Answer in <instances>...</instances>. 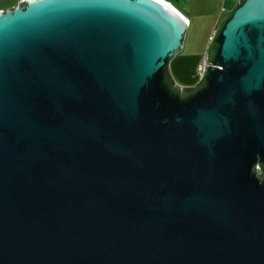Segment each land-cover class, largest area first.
Returning a JSON list of instances; mask_svg holds the SVG:
<instances>
[{"label": "water", "instance_id": "1", "mask_svg": "<svg viewBox=\"0 0 264 264\" xmlns=\"http://www.w3.org/2000/svg\"><path fill=\"white\" fill-rule=\"evenodd\" d=\"M167 0L0 8V264H264V0L195 83Z\"/></svg>", "mask_w": 264, "mask_h": 264}, {"label": "crops", "instance_id": "2", "mask_svg": "<svg viewBox=\"0 0 264 264\" xmlns=\"http://www.w3.org/2000/svg\"><path fill=\"white\" fill-rule=\"evenodd\" d=\"M14 1H16V0H14ZM14 1H11V2L5 4L4 6H0V8L5 7V6H9ZM167 1H170L174 6H176V4L172 0H167ZM183 1H185V2H182L180 7L178 5H177L178 7L177 6L176 7L186 16L187 24L190 21L194 22L195 24L196 23L206 24V23H209L210 21L215 22L223 14L220 17V19L218 20L216 26L214 28L210 29V31L207 33V34H209L211 31L215 30V28L218 26V23L224 17V15L226 14V11L231 8V6L235 0H183ZM219 9H221V10L226 9V10L224 11V13H222L219 16L218 14H220V12H221V11H219ZM185 10H187L188 12L185 13L184 12ZM206 42H208V38H207ZM203 50H204V47H200L197 52H191L190 54L175 55L176 60L173 61L171 66L173 69H176L175 70L176 75L173 74V76H175V80L177 82L181 83L180 81L182 79V77H180V75H179L180 74L179 71L185 69V71H183V74L187 75L189 70L187 71L186 67L189 64H194V61H196V59L198 58V55H200ZM187 61H188V63H187ZM184 66H185V68H184ZM197 79L192 83H182V84L190 85V84L195 83L197 81Z\"/></svg>", "mask_w": 264, "mask_h": 264}, {"label": "rangeland", "instance_id": "3", "mask_svg": "<svg viewBox=\"0 0 264 264\" xmlns=\"http://www.w3.org/2000/svg\"><path fill=\"white\" fill-rule=\"evenodd\" d=\"M11 1H14V0H0V6H4L5 4H7ZM172 1L176 4V6L178 5L179 7L181 6L182 2H185L183 0H172ZM225 10L226 9H224V10L219 9V11H221V12L218 15L220 16L222 13H224ZM184 12L186 13L188 11L185 10ZM220 17H219V19H220ZM219 19H217L215 22L210 21L209 23H206V24H203V23H196L195 24L192 21L188 22V24L185 27L184 32H183L181 47L171 57H169L168 62H167L168 71L174 80H175V76H173V74L176 75V73H175L176 69H173L171 65H172L173 61L176 60L175 55L190 54L191 52H197L200 47L205 48L206 43H207L206 41H207V38L209 35L207 33L210 31V29H212L216 26ZM202 56H203V51L200 55H198V58L196 59V61H194V64H189L186 67L187 71L189 70L187 75L183 74V71H185V69H183L181 71L178 70L180 73L179 74L180 77H182V79L180 81L181 83H192L198 78V76H199V64L201 62ZM187 63H188V61H187ZM185 66H184V68H185Z\"/></svg>", "mask_w": 264, "mask_h": 264}, {"label": "built area", "instance_id": "4", "mask_svg": "<svg viewBox=\"0 0 264 264\" xmlns=\"http://www.w3.org/2000/svg\"><path fill=\"white\" fill-rule=\"evenodd\" d=\"M204 62H205V54H203L201 62L199 64V72H200V69H201L202 65L204 64Z\"/></svg>", "mask_w": 264, "mask_h": 264}, {"label": "clouds", "instance_id": "5", "mask_svg": "<svg viewBox=\"0 0 264 264\" xmlns=\"http://www.w3.org/2000/svg\"><path fill=\"white\" fill-rule=\"evenodd\" d=\"M170 2V1H169ZM171 3V2H170ZM172 4V3H171ZM211 34H212V31L209 33V35H208V40H209V38L211 37ZM205 51H206V46H205V48H204V50H203V54H205Z\"/></svg>", "mask_w": 264, "mask_h": 264}, {"label": "trees", "instance_id": "6", "mask_svg": "<svg viewBox=\"0 0 264 264\" xmlns=\"http://www.w3.org/2000/svg\"><path fill=\"white\" fill-rule=\"evenodd\" d=\"M208 43V42H207ZM206 46H207V44H206Z\"/></svg>", "mask_w": 264, "mask_h": 264}]
</instances>
